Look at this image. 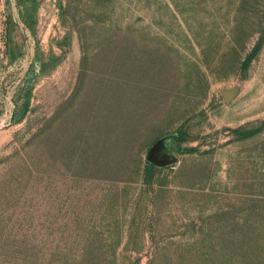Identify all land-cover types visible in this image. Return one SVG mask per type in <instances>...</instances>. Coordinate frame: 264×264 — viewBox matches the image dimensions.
Segmentation results:
<instances>
[{"label": "rangeland", "instance_id": "374dc122", "mask_svg": "<svg viewBox=\"0 0 264 264\" xmlns=\"http://www.w3.org/2000/svg\"><path fill=\"white\" fill-rule=\"evenodd\" d=\"M0 264H264V0H0Z\"/></svg>", "mask_w": 264, "mask_h": 264}, {"label": "trees", "instance_id": "16d2710c", "mask_svg": "<svg viewBox=\"0 0 264 264\" xmlns=\"http://www.w3.org/2000/svg\"><path fill=\"white\" fill-rule=\"evenodd\" d=\"M231 42H232V46H236L235 39H232ZM148 170H150V169L148 168Z\"/></svg>", "mask_w": 264, "mask_h": 264}]
</instances>
